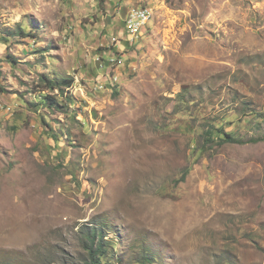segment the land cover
I'll return each instance as SVG.
<instances>
[{"label": "rangeland", "instance_id": "rangeland-1", "mask_svg": "<svg viewBox=\"0 0 264 264\" xmlns=\"http://www.w3.org/2000/svg\"><path fill=\"white\" fill-rule=\"evenodd\" d=\"M95 229L101 264H264V0H0V264Z\"/></svg>", "mask_w": 264, "mask_h": 264}, {"label": "trees", "instance_id": "trees-1", "mask_svg": "<svg viewBox=\"0 0 264 264\" xmlns=\"http://www.w3.org/2000/svg\"><path fill=\"white\" fill-rule=\"evenodd\" d=\"M20 33H23V32L20 31ZM48 82H52V84H59L58 81H49L48 80ZM71 82H72V80H71ZM60 83L64 84V83H66V80L61 81ZM220 131H221L222 135H221V137H219V140L222 143H226V142L245 143V142H248V141H245L241 138L235 137V135L233 133L226 131L223 128H221ZM214 140L215 139H214L213 128L207 129V131L205 133V144L208 142L214 141ZM90 236H92V238H90V241H92V245L88 246V252L91 255L90 256L91 261L89 264H101V262L105 258V256L110 253L109 245L106 244L103 234L98 229H95L92 233H90ZM113 261H118V258L114 257V255H112L111 260L108 262L111 263ZM143 264H153V259H151V257H150V258L146 259Z\"/></svg>", "mask_w": 264, "mask_h": 264}, {"label": "built area", "instance_id": "built-area-1", "mask_svg": "<svg viewBox=\"0 0 264 264\" xmlns=\"http://www.w3.org/2000/svg\"><path fill=\"white\" fill-rule=\"evenodd\" d=\"M151 17L152 10L148 6H136L128 11L125 17V29L129 32L132 41L143 32Z\"/></svg>", "mask_w": 264, "mask_h": 264}, {"label": "bare ground", "instance_id": "bare-ground-1", "mask_svg": "<svg viewBox=\"0 0 264 264\" xmlns=\"http://www.w3.org/2000/svg\"><path fill=\"white\" fill-rule=\"evenodd\" d=\"M31 190H32V189H31ZM33 192H34V191H33ZM27 196H28V195H27ZM38 196H39V195H38ZM38 196H37V199H38ZM40 196H41V194H40ZM33 197H36V196H33ZM40 198H42V196L39 197V199H40ZM37 199H36V201H38ZM39 201H41V200H39ZM34 202H35V201H34ZM41 202H42V201H41ZM39 204H40V202H39ZM34 205H35V204H34ZM23 206H24V205H23ZM27 206H28V204H27ZM35 206L37 207L38 205H35ZM17 207H18V206H17ZM39 207H40V206H39ZM32 208H34V207L32 206ZM21 209H23V208H21ZM25 209H26V208H25ZM25 209H24V210H25ZM21 211H22V210H21ZM22 212H23V211H22Z\"/></svg>", "mask_w": 264, "mask_h": 264}]
</instances>
